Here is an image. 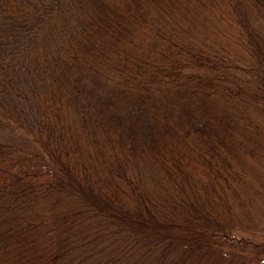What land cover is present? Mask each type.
Returning <instances> with one entry per match:
<instances>
[{
  "label": "trees",
  "instance_id": "obj_1",
  "mask_svg": "<svg viewBox=\"0 0 264 264\" xmlns=\"http://www.w3.org/2000/svg\"><path fill=\"white\" fill-rule=\"evenodd\" d=\"M58 1L0 0V96L11 98L0 97V122L31 99L32 143L51 163L81 160L88 178L61 165L43 185L33 151L0 137V264H264L263 248L233 251L235 232L252 230L243 192L264 182V0H80V11ZM58 10L77 14L69 32L81 24L87 48L52 62L46 22L56 27ZM154 12L185 37H213V53L169 36L145 67L119 59L145 46ZM22 46L40 55L27 61ZM18 63L61 79L37 98Z\"/></svg>",
  "mask_w": 264,
  "mask_h": 264
},
{
  "label": "rangeland",
  "instance_id": "obj_2",
  "mask_svg": "<svg viewBox=\"0 0 264 264\" xmlns=\"http://www.w3.org/2000/svg\"><path fill=\"white\" fill-rule=\"evenodd\" d=\"M58 2V6H59V1L56 0ZM80 0H69L70 3H74V8L77 11H80L81 8L79 9V2ZM77 14L74 13V15L72 16V14L70 12H66L61 10L59 12H57L56 18H57V22H56V27L52 26L49 23L50 21L48 20L46 23L49 25V28L51 29L50 31H52L53 33L49 36V42H45L46 46H45V52H43L44 50L41 48L40 52L43 54L46 53V57H48V55L52 58V56H54L53 54L56 53V50H61L62 48L65 47H78L82 50H84L85 48H87V44H84L83 41V36H84V31H82L81 29V24L72 27L71 31L69 32V26L68 25H72V23L74 25H76V19ZM77 20V19H76ZM75 21V22H74ZM55 22V20L53 21ZM62 24V25H61ZM166 23H164V21L162 20L161 16H158L155 12L153 14L150 15L148 21L145 22V31L143 32V40H144V45L145 46H140L139 48H132L128 45H125V47L120 48L119 52L122 53L121 57L119 59L124 60L127 57L131 56L132 58H140V61L136 63V65L139 63L141 65H144V67L146 66V63H148L149 61V57L147 55V51L156 48V46L158 47L160 44L162 46H164V42L166 41L165 39L169 38V36L171 38H175L177 41H183L186 42L188 44H191L193 42H200L201 46L204 49L203 54L207 57L209 53H213L212 51H214L211 45H209V43H211L214 38L213 37H208V39H206V41L202 40V35L198 34L195 37H185L181 34V32H176L174 31L171 26H166ZM165 25V26H164ZM64 30V34L66 35V38L68 37V39H66V41L64 42L62 40L58 41V37L59 34H61L59 32V28L60 27H65ZM38 28V27H37ZM47 25H46V29H47ZM45 29V30H46ZM49 31V32H50ZM35 33V32H34ZM46 33V31L44 32V34ZM48 33V32H47ZM25 34V32H24ZM43 34V35H44ZM69 35V36H68ZM26 36H28V33L26 32ZM44 38V36H43ZM63 38H65L63 36ZM40 39H42L40 37ZM116 39V38H115ZM211 39V40H210ZM225 39L231 41L230 37L228 36L227 38L225 37ZM103 43H105L106 47H111L112 45L114 46V48H117L119 43H110L109 40L104 36L103 37ZM108 44H112V45H108ZM67 45V46H66ZM85 47H84V46ZM24 47V49H20ZM19 48L20 53L19 56H24L27 61L31 60L32 56L36 55H40V53L34 49V48H25V46H22ZM84 48V49H83ZM66 49V48H65ZM72 50H75L73 48H70ZM188 51V50H187ZM36 53V54H34ZM38 54V55H37ZM55 56L54 59L52 60V62L55 61ZM15 63V61H13V64ZM50 63V62H48ZM205 64L208 63V60L205 59L204 61ZM204 65H199L201 68ZM64 64H63V68H64ZM16 70H18V74L20 76V80L21 81V85H23L24 89H28L31 92L35 91V94H37V98H38V94L41 93L42 90H40L39 85L42 87L43 83L45 80H53V81H57L60 80V75L61 72H56V70H52L50 68V66H47L45 68L41 67H37V69H32V67H30V65L27 67L26 64L22 65L21 63H18L16 66ZM195 66H190L188 67V69L190 68H194ZM32 69V70H31ZM30 72V73H29ZM207 73L212 74V70H210L209 68H207ZM105 74H109V76H113L116 78H119V80L121 79V75L120 74H115V71L113 68H108L106 70ZM108 76V77H109ZM55 79V80H54ZM63 79V78H62ZM50 80V81H51ZM40 90V91H39ZM47 92L44 96H51L52 93ZM0 97H5V98H10V96H0ZM14 97L13 102L17 99L16 96H11ZM34 97V98H36ZM40 97V96H39ZM40 100L42 99V101H44V97L39 98ZM37 102L39 103L38 99ZM31 99H27V98H23L20 101H16L17 106H20L21 111L19 112L18 115H14V114H8V115H12L14 116L13 118H8L5 120H1L0 122V137L4 140L10 141L14 144L17 145V143H22L23 145V149L25 150H30L33 151V153L31 152V157L28 160V164L29 166H31L30 168H32V171L34 172L35 175V180H37V182H40L41 184L45 183L46 181H54L55 177L54 175H58L60 173V167L61 165L65 168H69L70 172L74 175H76L79 178L82 179H87L84 178L85 174H84V165L82 162H80L81 160H76L75 163H73V161H75L74 159H71L70 161L66 160L63 162H60L61 164H55V163H51V161L48 159V157H45L43 155H41L42 153L39 151V148L37 145H35V143H32L33 141V136H34V129H36V118H37V114H36V109L34 104L30 105L31 103ZM38 109V106H37ZM75 115L78 114V112L75 110L74 111ZM0 116H2V114L0 113ZM51 116H54V114H51ZM4 117V116H3ZM58 117V115H57ZM45 138V137H44ZM18 153H20V151H18L16 153V155H18ZM262 180V178H261ZM263 182V180H262ZM258 183L256 186V189H245V191L243 192V202L247 205V209L250 208L254 218L252 219H247L248 216H245L244 221H243V225H247V226H252V230L246 231V230H241L238 232H235L238 236L239 239H233V251L238 252V253H242V252H250L252 254L257 253L258 249L261 250V248L264 249V246H262V242H264V186H262L261 184L263 183ZM44 185V184H43ZM260 185V186H258ZM262 186V187H261ZM255 189V191H253ZM249 191H251V193H249ZM247 192V193H246ZM224 240V239H223ZM226 240V241H225ZM224 242L225 244H228L227 242H229V239H225ZM238 241V242H237ZM264 244V243H263ZM262 256H264V253H262Z\"/></svg>",
  "mask_w": 264,
  "mask_h": 264
}]
</instances>
